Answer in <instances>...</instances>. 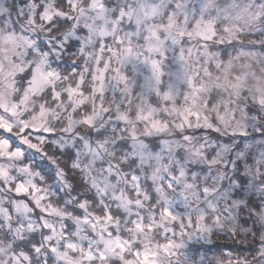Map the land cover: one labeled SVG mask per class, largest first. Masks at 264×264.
Masks as SVG:
<instances>
[{"label":"snow or ice","instance_id":"snow-or-ice-1","mask_svg":"<svg viewBox=\"0 0 264 264\" xmlns=\"http://www.w3.org/2000/svg\"><path fill=\"white\" fill-rule=\"evenodd\" d=\"M0 264H264V0H0Z\"/></svg>","mask_w":264,"mask_h":264}]
</instances>
